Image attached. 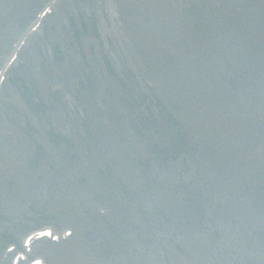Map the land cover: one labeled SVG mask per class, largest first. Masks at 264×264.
Returning <instances> with one entry per match:
<instances>
[{"label": "rangeland", "instance_id": "1", "mask_svg": "<svg viewBox=\"0 0 264 264\" xmlns=\"http://www.w3.org/2000/svg\"><path fill=\"white\" fill-rule=\"evenodd\" d=\"M43 7L9 70L49 104L0 84V255L48 225L72 234L40 243L46 264H264V0H0V67ZM167 114L187 149L164 176ZM186 217L188 239L137 245ZM236 228L257 235L241 247Z\"/></svg>", "mask_w": 264, "mask_h": 264}, {"label": "bare ground", "instance_id": "2", "mask_svg": "<svg viewBox=\"0 0 264 264\" xmlns=\"http://www.w3.org/2000/svg\"><path fill=\"white\" fill-rule=\"evenodd\" d=\"M220 200H222V197H218V198H216L215 199V201H220ZM234 247H236L237 249H238V247H237V245H235ZM236 251V249H232L231 250V248L229 249V256L231 257V256H235V254L238 256V257H240V255H238V253H236L235 252ZM238 251V250H237Z\"/></svg>", "mask_w": 264, "mask_h": 264}]
</instances>
